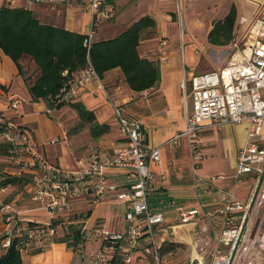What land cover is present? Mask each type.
I'll return each instance as SVG.
<instances>
[{"label": "crops", "instance_id": "crops-1", "mask_svg": "<svg viewBox=\"0 0 264 264\" xmlns=\"http://www.w3.org/2000/svg\"><path fill=\"white\" fill-rule=\"evenodd\" d=\"M12 1L14 7L33 10L42 23L83 34L89 30L91 15L81 12L77 7L53 8L45 4L28 5L24 0ZM117 1L119 0L112 2ZM9 2L10 0H0V7L8 5ZM123 2L124 24L118 29H114V24L109 26L110 28L105 29L108 33L99 35L96 40L116 37L141 18L151 17L155 25L143 32L139 52L142 57L159 62L161 81L157 86L135 91L127 84L121 68L116 67L107 71L103 78L91 79L85 86L75 88L73 101L84 103L94 112L97 122L108 127L105 133L95 139L89 127L87 130H70L75 119L81 118L69 104L49 111L46 101L33 102L29 86L39 74L35 61L29 56L22 57L20 64L23 72L20 73L13 59L2 51L0 115L24 127L38 153L49 162L62 169L73 170L79 168L81 161L88 159L92 147L110 149L123 142L113 104L121 106L129 115L140 121L145 144L160 147L161 161L151 163L156 175L155 183L159 189L152 192L150 202L153 207L165 210V225L172 226L178 223L180 208L202 207L206 212L218 210L221 202L217 188L229 189L232 185L237 151L247 143L245 124L206 128L199 132L195 138L200 154L196 161V170L190 138L178 134L185 129L187 113L192 107L191 79L207 71L219 70L225 65L232 52L233 42L246 36L264 0H123ZM108 3L111 4V1L108 0ZM233 6L237 12L234 38L227 45L211 44L208 35L214 22L223 19ZM148 31L150 34H147ZM162 40L167 41L166 45H161ZM228 46L230 51L227 49ZM163 51L166 52L167 59L160 61ZM79 73L76 72L75 75ZM183 78L188 81L186 89L181 86ZM14 99L21 101L17 109L10 107ZM55 138L59 141L52 142ZM13 169L15 171L11 173L28 179L26 174H22L16 168ZM108 178L111 181L124 182L127 180V174L114 169L108 172ZM198 178L203 181H198ZM28 183L19 182L13 186L0 187V202L13 201L20 211L17 219L10 223L0 212V256L6 251L2 236L8 229L25 228L30 221L42 224L52 222V216L40 209L29 195L23 196L24 190L28 191ZM242 187H239V192L242 191ZM77 212L76 221L59 227L58 236L52 244L42 250L33 248L21 252L23 264H93L91 254L100 249V242L90 240L92 247L87 249L85 244L81 253L75 251L73 239L69 240L67 236L69 226L84 224V229L89 230L95 224H101L110 230L119 231L126 225V204L118 201L113 194L93 205L85 200L80 201L77 204ZM118 217H121L120 228L112 226ZM203 224L201 226H204ZM171 229L176 234H181L190 232L194 226H176L169 229V234ZM184 238L192 241L193 236L184 235ZM109 253L112 259L116 256L114 264H123V257L126 258L129 254L134 258L139 255L146 256L142 249L130 252L126 244L114 252L109 250Z\"/></svg>", "mask_w": 264, "mask_h": 264}, {"label": "built area", "instance_id": "built-area-1", "mask_svg": "<svg viewBox=\"0 0 264 264\" xmlns=\"http://www.w3.org/2000/svg\"><path fill=\"white\" fill-rule=\"evenodd\" d=\"M24 1L28 5L45 4L53 8L73 6L91 15L84 40L88 48L95 39L99 22L116 16V7L108 0ZM13 4L12 0L8 3L11 7ZM160 42L161 45L167 43L165 40ZM166 59L163 51L160 61ZM91 79L100 78L89 66L74 76L70 89L64 88L56 97V103L73 101L74 89L85 86ZM190 82L192 107L187 113L186 127L178 136L190 138L195 170L200 158L195 139L199 132L224 125L247 126V143L237 151L232 185L229 189L217 188L221 202L218 210L206 212L202 207L180 208L178 223L165 225V210L153 207L150 202L152 192L159 189L151 163L161 161L160 147L145 144L140 121L119 105L113 104V107L123 142L110 149L92 147L88 159L73 170L49 162L38 153L24 127L0 116V123L4 126L0 137L12 145V154L7 161L30 179V199L49 213L52 220L60 222L55 226L51 222L37 228H10L4 234V248L9 247L13 239L20 238L21 252L44 249L54 242L59 227L77 220L80 201L93 205L113 194L126 204L124 229L113 231L95 224L89 230L85 229L84 242L75 246V251L81 253L86 241H99L100 249L91 254L93 264H112L109 250L114 252L125 244L130 252L142 249L157 264H165L161 263V249L169 241V229L188 225L196 227L201 221L204 226L195 232L193 252L196 254L192 255L189 264H264V4L246 36L233 42L225 65L219 70L198 74ZM181 86L187 88V79L181 80ZM20 103L14 99L10 107L17 109ZM57 140L55 138L52 142ZM114 169L126 172L127 180H109L108 172ZM240 186H243L242 193L238 191ZM0 212L9 223L20 214L16 204L8 202H0ZM206 246L210 248L206 249ZM131 256L126 257L127 262L131 261Z\"/></svg>", "mask_w": 264, "mask_h": 264}, {"label": "trees", "instance_id": "trees-1", "mask_svg": "<svg viewBox=\"0 0 264 264\" xmlns=\"http://www.w3.org/2000/svg\"><path fill=\"white\" fill-rule=\"evenodd\" d=\"M236 16V8L233 6L223 19L214 22L208 35L211 44L223 46L232 41ZM154 25L155 21L151 17H143L116 37L94 39L88 48L84 45L86 34L42 23L34 11L28 8L5 5L0 7V52L3 51L13 59L20 73L23 72L20 59L24 56L31 57L39 71L38 77L29 86L32 101H46L51 110L69 104L82 121L89 123L91 135L96 139L108 127L97 122L94 112L80 101L56 103V97L64 88L70 89V81L76 72L89 66L95 69L99 78H103L107 71L120 67L127 84L135 91L157 86L161 81L159 62L144 58L139 52L143 32ZM3 129L4 126L0 123V132ZM11 154L12 145L7 141L0 142V159ZM29 181L30 179L25 180L22 176L8 175L0 178V187ZM59 223L58 219H53L51 225ZM41 225L44 224L34 221L28 223L31 228ZM68 229V239H73L74 246L84 242V224H72ZM5 236H2V240ZM20 245V238L13 239L5 253L0 256V264H23Z\"/></svg>", "mask_w": 264, "mask_h": 264}, {"label": "rangeland", "instance_id": "rangeland-1", "mask_svg": "<svg viewBox=\"0 0 264 264\" xmlns=\"http://www.w3.org/2000/svg\"><path fill=\"white\" fill-rule=\"evenodd\" d=\"M111 3L113 5H115L116 7V16L114 18H109V19H105L104 21L99 22V26L95 35V39H98L99 35H105L108 32L105 31V29H107L109 26H113L114 24V29H118L119 26L124 24V12H125V8H124V2L123 0H119L117 2H112ZM120 13V15H119ZM119 15V16H118ZM109 27V28H110ZM147 34H150V32L148 31ZM112 34L109 36L111 37ZM186 48H188V46H186ZM230 51V48L228 46L227 48ZM70 117V115L68 116ZM6 118V117H5ZM89 123L82 121L81 119H75V122L71 124L70 126V130H79V129H83V130H87L89 127ZM87 136V132L85 133ZM83 137L85 135H82ZM5 139L0 137V142H4ZM59 139L56 141L58 142ZM2 159V160H1ZM0 159V178L3 179L4 177L8 176V175H14L13 173H11L12 171H15L13 169L17 168V166H11L10 163L7 161V157H3ZM27 178V177H26ZM248 183H246L247 185ZM16 185V184H12L11 186ZM23 187V185H22ZM21 187V188H22ZM243 188V187H242ZM27 195H29L27 189L24 190L23 196L26 197ZM8 203H15L13 201H9ZM113 227H121V217L116 218L115 221H113L112 223ZM203 224V222H200L196 227H194V229H192L190 232H182L181 234H176L174 232L173 229L170 230V234H169V241H167L166 243H164V247H163V252L161 254V263H165V264H189V260L193 255V250H194V246H195V241H196V233L198 231H201V225ZM124 229V227H123ZM122 229V230H123ZM184 235H190L193 236L192 241L186 240L184 238ZM58 236V235H57ZM56 236V237H57ZM91 241H86V247L87 249H89L90 247H92V242ZM168 248H171L170 250ZM210 248V246H206V249ZM196 252V251H195ZM116 257V256H115ZM115 257L112 259L111 257V263L114 264ZM123 257V264H157V261L151 257L150 255H146L145 257L143 255H139L138 257L134 258V256H132V262H127L126 258ZM140 258H145L144 260H141Z\"/></svg>", "mask_w": 264, "mask_h": 264}, {"label": "bare ground", "instance_id": "bare-ground-1", "mask_svg": "<svg viewBox=\"0 0 264 264\" xmlns=\"http://www.w3.org/2000/svg\"><path fill=\"white\" fill-rule=\"evenodd\" d=\"M195 254H196V252L194 251V252H193V255H195Z\"/></svg>", "mask_w": 264, "mask_h": 264}]
</instances>
